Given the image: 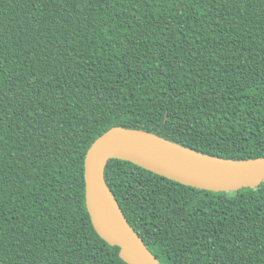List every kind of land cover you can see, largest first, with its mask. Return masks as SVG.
<instances>
[{"label": "trees", "instance_id": "1", "mask_svg": "<svg viewBox=\"0 0 264 264\" xmlns=\"http://www.w3.org/2000/svg\"><path fill=\"white\" fill-rule=\"evenodd\" d=\"M115 126L264 156V0H0V264H127L85 205V153ZM104 177L161 264H264V181L118 158Z\"/></svg>", "mask_w": 264, "mask_h": 264}, {"label": "water", "instance_id": "2", "mask_svg": "<svg viewBox=\"0 0 264 264\" xmlns=\"http://www.w3.org/2000/svg\"><path fill=\"white\" fill-rule=\"evenodd\" d=\"M130 161L181 184L212 191L253 188L264 181V156L230 159L186 148L154 133L115 126L99 135L84 158L85 205L96 233L119 248L127 264H161L128 222L109 189L104 167Z\"/></svg>", "mask_w": 264, "mask_h": 264}]
</instances>
